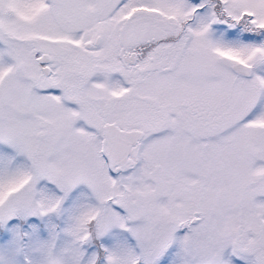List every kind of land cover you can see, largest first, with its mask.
I'll return each instance as SVG.
<instances>
[{
    "label": "snow or ice",
    "instance_id": "obj_1",
    "mask_svg": "<svg viewBox=\"0 0 264 264\" xmlns=\"http://www.w3.org/2000/svg\"><path fill=\"white\" fill-rule=\"evenodd\" d=\"M0 264H264V0H0Z\"/></svg>",
    "mask_w": 264,
    "mask_h": 264
}]
</instances>
